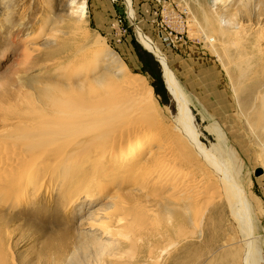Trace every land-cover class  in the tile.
<instances>
[{
	"label": "rangeland",
	"instance_id": "obj_1",
	"mask_svg": "<svg viewBox=\"0 0 264 264\" xmlns=\"http://www.w3.org/2000/svg\"><path fill=\"white\" fill-rule=\"evenodd\" d=\"M79 1L83 0H0V109L17 105L18 94L35 95L39 88L59 81H82L64 78L63 68L70 62L67 56L74 43L100 38L130 73L143 76L154 88L161 119L175 126L180 122L181 94L170 86L164 60L144 47L140 37L144 32L163 50L188 98L195 144L216 153L217 164L233 175L229 176L233 181L227 183H239L241 195L251 204L259 249L256 258L258 264H264V0H148L140 8L142 2L135 0H86L84 19L73 10ZM160 32L178 34L179 41L164 43ZM135 43L158 61L165 95L156 93L155 78L145 70ZM33 44L40 50L27 52L26 47ZM49 49L57 50L51 63L44 58ZM99 61L91 77L109 71V61L102 56ZM186 136L181 134L187 143L184 156L192 161L196 157L203 164L198 162V168L194 163L184 165L181 173L188 179L193 174L206 181L212 169ZM219 143L223 153L217 150ZM177 157L173 153L168 164ZM232 159L237 162L234 169ZM29 183L24 195L13 201L0 200L9 222L3 241L9 264H147V251L140 249L132 258L115 253L116 237L107 229L114 199L103 185L94 186L86 191L91 195L70 204V198L79 192L74 191L76 185L48 189V183L42 185L36 176ZM215 190H211L212 196ZM210 198L203 196L200 201L205 204ZM225 199L226 194L212 201L205 218L208 237L219 251L229 250L228 243L238 245L241 239L239 224ZM172 200L180 206L178 200ZM155 227L156 219L150 232L141 229L139 233L147 237ZM195 235L180 239L173 253L186 241L195 240ZM200 255L201 262L208 258L205 246Z\"/></svg>",
	"mask_w": 264,
	"mask_h": 264
},
{
	"label": "bare ground",
	"instance_id": "obj_2",
	"mask_svg": "<svg viewBox=\"0 0 264 264\" xmlns=\"http://www.w3.org/2000/svg\"><path fill=\"white\" fill-rule=\"evenodd\" d=\"M73 10L84 19L88 14L86 0L74 4ZM140 37L146 49L164 60L162 64L169 84L181 94L180 122L175 126L166 125L159 115L154 88L143 76L130 73L102 39L88 38L83 43H74L67 56L69 65L63 68L66 71L64 78H83L82 81H59L39 88L35 95L18 94L17 105L0 109L3 111L0 200L22 196L30 184L29 179L35 176L42 185L48 183V189L64 190L76 185L74 191L78 189L79 192L70 198V204L85 194L91 195L86 191L101 184L114 199V208L107 215V229L116 237L115 253L132 258L141 249L148 252V256L145 255L147 264H166V257L169 264V257L182 238L189 234L203 235L208 206L226 194L225 201L231 211L235 210L232 214L246 244L243 264H258L259 249L254 238L251 204L241 195L239 183L236 182V186L227 183V180L233 181L229 177L232 174L217 164L216 153L201 150L195 144L188 98L177 76L168 65L163 50L144 32ZM38 46H28L26 51L36 52ZM57 50H47L44 58L51 63L57 57ZM101 56L109 61V71L91 77L95 73L93 66L101 63ZM88 64L92 67H86ZM185 133L191 144L194 143L199 157L212 169L206 181L193 174L188 179L181 173L184 165L192 163L198 168L203 164L196 157L192 161L184 156L187 143L181 134ZM217 146L223 153L220 143ZM173 153L178 157L168 164ZM234 160L233 169L237 163ZM203 196L212 199L204 204L200 201ZM172 198L178 200L180 206L174 205ZM6 214L0 205V264L10 263L3 249L9 226ZM153 218L156 219L154 233L147 237L140 234L141 229L149 230L155 222Z\"/></svg>",
	"mask_w": 264,
	"mask_h": 264
},
{
	"label": "crops",
	"instance_id": "obj_3",
	"mask_svg": "<svg viewBox=\"0 0 264 264\" xmlns=\"http://www.w3.org/2000/svg\"><path fill=\"white\" fill-rule=\"evenodd\" d=\"M144 1L148 0H135L136 3L142 2L138 5L139 8L141 6H146V3H144ZM226 204L228 205V203ZM228 207L230 206L228 205ZM208 230L209 229L207 228L204 230L203 234L205 233V231L206 233L203 237H196L195 240L191 239L192 242L191 240L185 242L181 250H178L177 253L174 252L173 254H171V256L169 257V264H243V250L245 249L246 244L243 241L241 235V239L239 240L238 245L235 243H228L229 245L227 247L229 248V250L221 249L219 251L217 250L216 245L211 237H208ZM203 246H205V248L207 249L208 258L205 261L201 262L199 258L201 257L200 254L203 250Z\"/></svg>",
	"mask_w": 264,
	"mask_h": 264
},
{
	"label": "trees",
	"instance_id": "obj_4",
	"mask_svg": "<svg viewBox=\"0 0 264 264\" xmlns=\"http://www.w3.org/2000/svg\"><path fill=\"white\" fill-rule=\"evenodd\" d=\"M135 45H136L139 57L144 62L145 70L146 71L148 70L151 73L152 77L155 78V82L153 83V85L155 87L156 93L165 95L166 91L165 89H163L164 84H163V79L161 77V72H160L158 61H156V59L151 53L146 52L145 50H141V46L139 44L135 43ZM161 89L163 90L162 92H161Z\"/></svg>",
	"mask_w": 264,
	"mask_h": 264
},
{
	"label": "built area",
	"instance_id": "obj_5",
	"mask_svg": "<svg viewBox=\"0 0 264 264\" xmlns=\"http://www.w3.org/2000/svg\"><path fill=\"white\" fill-rule=\"evenodd\" d=\"M160 2V0H158ZM161 40L164 43L170 44L171 42H177L176 40H178V34H176L175 36H173V32H165V33H161ZM179 41V40H178Z\"/></svg>",
	"mask_w": 264,
	"mask_h": 264
}]
</instances>
